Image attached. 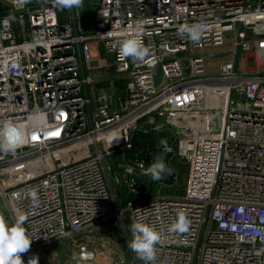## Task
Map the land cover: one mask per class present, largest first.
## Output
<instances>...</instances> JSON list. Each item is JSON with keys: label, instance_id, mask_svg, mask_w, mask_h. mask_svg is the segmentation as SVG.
I'll list each match as a JSON object with an SVG mask.
<instances>
[{"label": "built area", "instance_id": "obj_1", "mask_svg": "<svg viewBox=\"0 0 264 264\" xmlns=\"http://www.w3.org/2000/svg\"><path fill=\"white\" fill-rule=\"evenodd\" d=\"M60 8L58 0H0V123L12 120L22 133L15 152L0 150V198L11 225L25 217L32 242L24 264H58L65 242V264L94 259L112 219L128 256L116 264H264V0H97L90 34L61 22ZM186 23L203 25L199 40L179 34ZM136 26L148 48L142 60L117 43ZM93 44L123 81L122 94L82 76L81 65L101 67ZM142 128L173 139L169 163L186 167L185 187L165 194L155 180L153 194L120 204L115 152L128 194H137L138 175L153 181L145 171L153 150L144 160L124 156ZM179 209L189 227L169 232ZM125 214L130 225L142 217L159 230L154 261L129 248Z\"/></svg>", "mask_w": 264, "mask_h": 264}, {"label": "clouds", "instance_id": "obj_2", "mask_svg": "<svg viewBox=\"0 0 264 264\" xmlns=\"http://www.w3.org/2000/svg\"><path fill=\"white\" fill-rule=\"evenodd\" d=\"M82 0H58L61 7L72 8L80 5ZM203 25L200 23L182 24L179 26V34H187L188 38L196 41L201 38ZM143 31V28L136 26L132 29L133 35L127 31H121V37L117 41L119 51L137 60H142L148 54V48L142 43L136 33ZM31 119V118H30ZM22 133L18 124L12 120L0 123V150L15 152L21 146ZM167 165L164 157H158L145 171L150 174L153 180H160L166 174ZM128 171H132L131 167ZM29 195L35 203L38 199L34 190ZM25 217L21 215L15 224L10 225L5 217L0 216V264H24L21 253L26 252L32 240L26 234L23 226ZM190 221L185 211L179 209L176 212L174 221L169 225V232L187 231ZM131 239L128 241L129 248L142 260L151 262L156 257V245L161 239V234L151 223L145 222L142 217L133 219L131 225Z\"/></svg>", "mask_w": 264, "mask_h": 264}, {"label": "crops", "instance_id": "obj_3", "mask_svg": "<svg viewBox=\"0 0 264 264\" xmlns=\"http://www.w3.org/2000/svg\"><path fill=\"white\" fill-rule=\"evenodd\" d=\"M97 5V0H82L81 4L78 6H73V13H74V19L72 17V13L70 8L61 7L58 10L59 18L61 22H70L73 27L79 26V31L84 34H90L95 29V23H94V9ZM79 50V49H78ZM92 50V56L93 58L98 61L99 65L101 66L99 69H92L87 70L85 65H81V74L82 76L90 75L94 79L93 86L95 88L98 87H108L109 90H111L113 93L122 94L124 91V83L120 78H117L112 68L110 67V60L104 55L103 50L98 44H93L91 46ZM79 59L81 60V54L78 52ZM82 61V60H81ZM86 94L91 96V89L88 87L85 90ZM122 157L121 153L119 151L115 152L110 161L113 165L112 170V186L115 192L117 193V197L120 204H124V201L126 199L129 200H140L145 198L146 194L144 192L139 191L137 189V194L132 195L127 193L126 187H123V185H120V167L118 166L119 163H121ZM120 165V164H119ZM144 177L141 175H138V180L141 183L143 181ZM150 185V183H149ZM149 188V186H148ZM148 190V189H147ZM1 206H2V212H1ZM7 208L4 207V203L1 201L0 198V216L5 217L7 222L11 225V220L8 218L7 214ZM128 232H130V220L128 217ZM105 229L102 231L105 235L108 233L111 235L113 240L115 241L116 245L118 246L117 252L115 250H111V256L112 259L109 261V264H116L118 261V258L120 256L128 258L125 252V245H124V234L122 231H119L118 233L113 229L112 224H107L104 226ZM104 234L101 236L103 237ZM107 234V235H108ZM109 236V235H108ZM101 237H92L95 239L101 238ZM112 242V241H110ZM122 242V243H121ZM103 243V242H102ZM101 243V244H102ZM104 245V244H103ZM124 245V247L122 246ZM94 261L103 264L100 260H97L95 257L93 259Z\"/></svg>", "mask_w": 264, "mask_h": 264}, {"label": "water", "instance_id": "obj_4", "mask_svg": "<svg viewBox=\"0 0 264 264\" xmlns=\"http://www.w3.org/2000/svg\"><path fill=\"white\" fill-rule=\"evenodd\" d=\"M72 17L74 19V13H73V7L70 8ZM242 30V29H240ZM239 52H236V57L238 56ZM209 58H222L226 56V54H209ZM152 73L154 77V81L156 83V80L161 77L160 75V65L157 64L152 68ZM173 139H167L166 137L163 136V131L159 132H154L153 133V156H154V161L157 160L158 157H164L165 163L167 165L166 169V174L165 176L160 179L159 181L164 183L165 185L171 186L175 183L176 180V173L173 170V168L170 166V160L172 158V149H171V144H172ZM146 162L148 159L145 160ZM148 186V179L145 178L143 181L140 183L137 178H134L133 180V188L134 189H139L141 191H146ZM86 236L88 237H100L101 234L99 232H90L87 233ZM57 253L60 254L58 264H65L66 262L70 261L71 258L67 254V247H66V242L59 248L57 249ZM75 264H100L93 259H87V260H74Z\"/></svg>", "mask_w": 264, "mask_h": 264}, {"label": "rangeland", "instance_id": "obj_5", "mask_svg": "<svg viewBox=\"0 0 264 264\" xmlns=\"http://www.w3.org/2000/svg\"><path fill=\"white\" fill-rule=\"evenodd\" d=\"M222 60L223 59H213L212 62L217 65L218 63H221ZM239 65L240 66L242 65L241 61L239 62ZM161 81H162V77H159L156 80V84L158 85ZM168 134H169L168 132L165 133V135H168ZM172 168L176 173L175 183L171 186H168V185H165L164 183H162L161 184V191H162V193H165V194H181L184 190V187H185V181H186V177H187V169L185 166H183L182 163H179V162L173 163ZM158 185L159 184L155 180H153L150 183L148 190L146 191V195L147 194L148 195L153 194L156 191V187ZM127 219H128V215L125 214L124 228H125L126 234H128V231H129ZM110 224H112L113 229L117 233L119 231H121V229H120L121 227L117 224L115 219H112L110 221ZM108 235L109 236H105V237L101 238L99 241H96V243H99V242L102 243L103 242L104 245H102V247L93 249L94 253H95V258L97 260H100L103 264H109V261H111V259H112L111 250H115V252H117V249H118V246L116 245L115 241L113 240L114 238H112L110 234H108ZM102 239H103V241H101ZM110 241H112V242H110ZM124 245H122V246L124 247Z\"/></svg>", "mask_w": 264, "mask_h": 264}, {"label": "trees", "instance_id": "obj_6", "mask_svg": "<svg viewBox=\"0 0 264 264\" xmlns=\"http://www.w3.org/2000/svg\"><path fill=\"white\" fill-rule=\"evenodd\" d=\"M153 147V134L142 128L133 136L132 147L124 152L125 159L128 161L144 160Z\"/></svg>", "mask_w": 264, "mask_h": 264}]
</instances>
